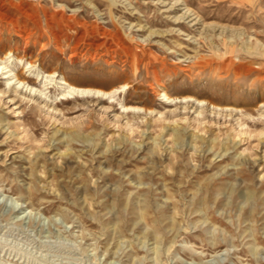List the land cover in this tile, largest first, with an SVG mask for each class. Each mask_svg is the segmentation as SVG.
Instances as JSON below:
<instances>
[{
  "label": "rangeland",
  "instance_id": "rangeland-1",
  "mask_svg": "<svg viewBox=\"0 0 264 264\" xmlns=\"http://www.w3.org/2000/svg\"><path fill=\"white\" fill-rule=\"evenodd\" d=\"M6 56L0 264H264V0H0Z\"/></svg>",
  "mask_w": 264,
  "mask_h": 264
},
{
  "label": "bare ground",
  "instance_id": "bare-ground-1",
  "mask_svg": "<svg viewBox=\"0 0 264 264\" xmlns=\"http://www.w3.org/2000/svg\"><path fill=\"white\" fill-rule=\"evenodd\" d=\"M9 58H10V56H6L5 58H1L0 57V72L2 74H5L4 75V78L7 79L6 82H7L8 85H10L14 81L16 84L18 83V84L24 85V86L25 85H28V87H29V84L31 82H33L35 84L38 80H42L44 77H46V80L44 81V84H43L44 85L43 86L44 87L43 89H47V88L50 87V82L49 81H51V79H53L51 77L52 75H46V76H44L41 72H35L34 73V76L35 77L26 76L24 74V72L26 70H24L23 72H20V71H14V68H9V66H10L8 64ZM4 68H6V69L8 68V69L5 70V71H3ZM59 83H60L61 88L63 90L61 93L64 94V95L86 94V93H92L94 91L95 92H98V93L102 92L101 90H93L91 88L73 85L71 82H69L68 80H66L65 77ZM51 84H52V82H51ZM32 88H34V86H32ZM15 89H17L16 86H15ZM43 89H41V92H42ZM166 96H167V94H166Z\"/></svg>",
  "mask_w": 264,
  "mask_h": 264
}]
</instances>
